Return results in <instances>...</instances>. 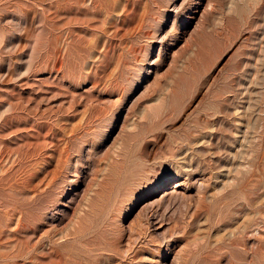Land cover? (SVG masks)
<instances>
[{"label": "rangeland", "instance_id": "374dc122", "mask_svg": "<svg viewBox=\"0 0 264 264\" xmlns=\"http://www.w3.org/2000/svg\"><path fill=\"white\" fill-rule=\"evenodd\" d=\"M126 263L264 264V0H0V264Z\"/></svg>", "mask_w": 264, "mask_h": 264}, {"label": "bare ground", "instance_id": "6f19581e", "mask_svg": "<svg viewBox=\"0 0 264 264\" xmlns=\"http://www.w3.org/2000/svg\"><path fill=\"white\" fill-rule=\"evenodd\" d=\"M66 147H67V145H66ZM69 147V146H68ZM65 148V151H66V153H68V151H69V148ZM74 152V151H73ZM65 153V154H66ZM71 153V152H70ZM69 154V153H68ZM67 154V155H68ZM3 156V155H2ZM61 157V156H60ZM59 157V158H60ZM67 157V156H66ZM128 157V156H127ZM63 158V157H62ZM68 158V157H67ZM61 159V158H60ZM59 159V160H60ZM65 159V158H64ZM63 159V160H64ZM69 159V158H68ZM59 164V163H58ZM66 164V163H65ZM54 185V184H53ZM13 187V186H12ZM52 190V189H51ZM49 191V190H47L45 193L47 194V196H49L50 195V197H51V192L52 191ZM10 191H12V190H10ZM13 193V192H12ZM16 194V193H15ZM14 197V196H13ZM11 198H12V196H11ZM11 198H9V199H11ZM23 198H25V197H23ZM45 199H46V197H41V195L40 196H38V197H36L35 199H33L30 203H31V206H33V208L35 209V210H38V212H41L46 206L44 205V203H45ZM12 200H14V199H12ZM8 201V200H7ZM6 201V202H7ZM22 201V200H21ZM24 201V200H23ZM9 203H10V201H9ZM30 203H28V204H30ZM50 203V202H49ZM13 204V203H12ZM27 204V203H26ZM8 205V204H7ZM10 205V204H9ZM18 206L19 205H17V208H18ZM22 207V206H21ZM21 207H19V208H21ZM25 207H26V205H25ZM23 208V207H22ZM26 209V208H25ZM24 209V210H25ZM31 212V211H30ZM30 212H28V213H30ZM21 213V212H20ZM26 213V212H25ZM28 213H27V215H28ZM32 213V212H31ZM34 213V212H33ZM32 213V214H33ZM23 213H21V215H22ZM38 215V214H37ZM24 215H22V217H23ZM29 216V215H28ZM32 216V215H31ZM27 217V216H26ZM37 217V216H36ZM40 217V216H39ZM29 218V217H28ZM19 219V218H18ZM22 219H24V218H22ZM22 219H20L19 221H18V223L16 224V229L17 230H19L20 229V227L23 225V223H22ZM27 220V219H26ZM28 221V220H27ZM32 221V220H31ZM98 224V223H97ZM26 225H24L23 227H25ZM32 230V229H31ZM37 231V230H36ZM35 231V232H36ZM56 246V245H55ZM19 252H20V250H19ZM30 252V251H29ZM14 253V252H13ZM18 253V252H17ZM12 254V253H11ZM20 254V253H19ZM28 254V253H27ZM25 255V254H24ZM13 256V255H12ZM17 256H18V254H17ZM15 258V257H14ZM5 259V258H4ZM127 264V263H126Z\"/></svg>", "mask_w": 264, "mask_h": 264}]
</instances>
